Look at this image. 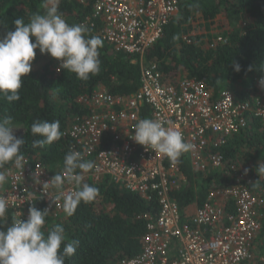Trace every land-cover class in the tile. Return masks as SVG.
<instances>
[{
  "label": "built area",
  "instance_id": "1",
  "mask_svg": "<svg viewBox=\"0 0 264 264\" xmlns=\"http://www.w3.org/2000/svg\"><path fill=\"white\" fill-rule=\"evenodd\" d=\"M78 1L84 5L93 2L92 15L81 23L85 28L93 27V20L102 19L98 34L102 41L117 52L139 55L142 64L138 92L114 97L99 86L90 96L79 99L90 113L69 131L72 150L94 162V168L83 174L82 183L109 177L156 204L155 216L138 217L146 224L141 252L120 264H259L255 245L262 229L258 211L261 202L249 186L242 184L253 179L240 174L236 185L212 190L192 216L186 213L184 223L172 198L187 183L184 173L169 158L156 156L151 148L146 150L130 136L136 123L146 118L144 107L148 106V118L172 121L193 146L184 154L193 169L223 170L224 156L218 150L247 129L251 120L264 122L260 78L256 80L261 91L258 96L239 102L230 90L216 97L202 81L184 78L174 83L163 76L159 64L144 65L146 53L179 13L181 0ZM184 41L190 43L188 37ZM215 41L226 42L221 36ZM24 166L22 171L11 165L7 182L0 186V196L9 200L7 212L26 220L29 207L42 200L49 213H61L63 201L55 198L56 190L50 187L49 196L44 195L42 185L33 179L37 170L43 182L54 175L40 162L25 159ZM64 190L75 191L76 187L65 178Z\"/></svg>",
  "mask_w": 264,
  "mask_h": 264
},
{
  "label": "trees",
  "instance_id": "2",
  "mask_svg": "<svg viewBox=\"0 0 264 264\" xmlns=\"http://www.w3.org/2000/svg\"><path fill=\"white\" fill-rule=\"evenodd\" d=\"M44 2L0 0V39L8 31L15 30L16 19H25L27 23L33 14H43ZM56 3L70 25L81 24L92 15V1L85 5L78 0H56ZM198 15L206 24L222 18L227 29L221 37L226 42L214 43L212 39L217 35H194ZM93 23V27L86 28L89 37L99 36L103 20H93ZM210 29L206 27V32ZM184 37H188L190 43L185 42ZM144 58V65L159 64L163 76L174 83L184 78L195 79L202 81L216 97L224 90H230L236 101H251L261 92L256 80L264 76L259 70L264 67V0H181L179 13ZM99 59V73L82 81L74 73L57 71L60 62L37 50L32 71L23 78L21 99L12 103L0 99V117L11 116L14 124L23 130L22 134H14L25 141L21 150L25 159L42 163L52 175L63 171L64 156L72 150L71 127L90 113L87 106L79 103L81 97L90 96L99 86L114 97L129 96L141 88L139 55L117 52L103 41ZM134 60L138 62L133 63ZM233 63L239 64V72L235 71ZM250 67L252 71H249ZM144 114L146 118L150 115L148 106L144 107ZM43 120H58L62 136L44 148H33L31 125ZM218 152L224 156L223 170H195L184 154L177 162L170 161L179 165L187 179L186 185L174 192L172 198L185 223L189 207L202 205L214 189L238 183L234 177L236 170H247L250 177L255 174L256 179L251 183L243 181L242 184L249 186L261 202L258 211L262 229L256 239L255 251L259 255L256 261L264 264V178L260 179L255 170L264 160V122L251 120L247 129L231 137ZM9 167L11 165H5L6 169ZM88 184L99 190L94 201L81 203L71 216L63 209L58 215L49 213L46 217L45 232L61 224L67 237L65 243L79 241L75 255L67 258L65 264H120L125 258L139 254L146 224L138 217L155 216L156 204L109 177ZM34 205L40 210L46 209L42 200ZM13 215L7 212L0 223L10 224ZM0 230H6V226Z\"/></svg>",
  "mask_w": 264,
  "mask_h": 264
},
{
  "label": "clouds",
  "instance_id": "3",
  "mask_svg": "<svg viewBox=\"0 0 264 264\" xmlns=\"http://www.w3.org/2000/svg\"><path fill=\"white\" fill-rule=\"evenodd\" d=\"M43 7V14H33L27 23L25 19H16L15 30L8 31L0 39V99L8 103L21 99L23 78L31 73L37 50L60 62L57 71L74 73L82 81L89 80L100 71L99 49L103 46L102 39L99 36H87V29L82 24L70 25L59 12L56 0H45ZM215 35L213 41L221 36ZM232 66L235 71H240L239 64L233 63ZM259 70L264 72V67ZM249 71H252L251 67ZM259 86L264 90V76H261ZM18 129L11 116L0 117V186L8 180L5 165H12L22 171L25 168V157L21 151L25 141L14 134ZM133 132L130 136L132 141L146 150L151 148L156 156H166L171 162H177L193 147L175 129L172 121L143 118L136 123ZM31 134L34 137L32 147L44 148L61 138L60 122L36 121L31 125ZM93 168V161L84 160L81 152L70 150L64 156L61 173L43 182L37 170L33 179L42 185L44 195L49 196L47 189L50 187L55 189V198L63 201L65 214L71 216L81 203L88 204L98 195L97 187L82 183L83 174ZM255 170L260 179L264 178V160ZM65 178L68 183L75 185V191L64 190ZM8 208V198L0 196V221H3ZM48 214V209L40 210L31 205L26 220L13 215L10 224L0 223V227L6 226V230H0V264H65L67 258L75 255L79 241L65 243L67 237L61 224L45 232Z\"/></svg>",
  "mask_w": 264,
  "mask_h": 264
},
{
  "label": "rangeland",
  "instance_id": "4",
  "mask_svg": "<svg viewBox=\"0 0 264 264\" xmlns=\"http://www.w3.org/2000/svg\"><path fill=\"white\" fill-rule=\"evenodd\" d=\"M221 25H223V27H221ZM206 27H208V24L203 22L202 17L200 15H198V17L196 18V22L194 23L193 34L194 35H201L203 33H206ZM213 29H214V31H212V32H216L215 34H222L227 29L226 26H224V24H223L222 18H217L214 21ZM22 132H23V130L21 128L15 131L16 134H22ZM258 256L259 255H257V257Z\"/></svg>",
  "mask_w": 264,
  "mask_h": 264
},
{
  "label": "crops",
  "instance_id": "5",
  "mask_svg": "<svg viewBox=\"0 0 264 264\" xmlns=\"http://www.w3.org/2000/svg\"><path fill=\"white\" fill-rule=\"evenodd\" d=\"M208 24V29L209 28H211L210 30H208L207 32H206V34H209V35H215V33L216 32H212V31H214V29H213V26H214V23H207ZM214 39V38H213ZM254 99V98H253ZM252 101V100H251ZM248 172L249 171H247V173H246V170H236L235 171V173H234V177H237V179H238V177L240 176V174H244L245 175V177L246 178H248V179H256V175L255 174H253V176L252 177H250V175L248 174ZM195 209H196V206H191V207H189L188 209H187V211H186V213L189 215V216H192V213L195 211Z\"/></svg>",
  "mask_w": 264,
  "mask_h": 264
}]
</instances>
